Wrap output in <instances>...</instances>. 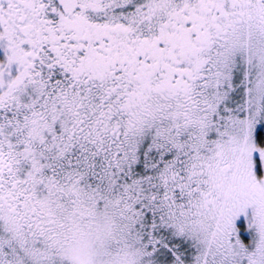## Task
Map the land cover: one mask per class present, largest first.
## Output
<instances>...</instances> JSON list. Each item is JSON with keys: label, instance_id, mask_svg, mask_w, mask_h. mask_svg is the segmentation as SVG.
I'll list each match as a JSON object with an SVG mask.
<instances>
[{"label": "snow or ice", "instance_id": "snow-or-ice-1", "mask_svg": "<svg viewBox=\"0 0 264 264\" xmlns=\"http://www.w3.org/2000/svg\"><path fill=\"white\" fill-rule=\"evenodd\" d=\"M0 264H264V0H0Z\"/></svg>", "mask_w": 264, "mask_h": 264}]
</instances>
